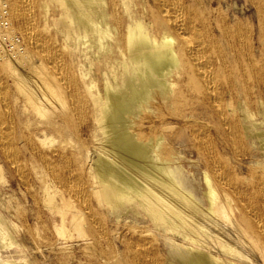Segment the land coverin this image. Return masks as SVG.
<instances>
[{"label": "bare ground", "instance_id": "obj_1", "mask_svg": "<svg viewBox=\"0 0 264 264\" xmlns=\"http://www.w3.org/2000/svg\"><path fill=\"white\" fill-rule=\"evenodd\" d=\"M3 1L0 61L27 116L17 142L0 140L4 155L21 171L20 156L34 153L26 131L31 117L45 136L70 130L74 118H81V131H92V140L83 144L89 164L82 172L95 207L113 215L117 225L132 222L126 233L118 228L109 252L97 254L92 264H264V195L259 197L254 180L235 182L222 155L232 132L237 143L248 139L264 155L263 0H251L257 26H231L230 17L206 0H41V33L32 29V36L18 31L35 25L21 6L32 0ZM53 6L57 18H51ZM53 28L64 35L60 48L48 39ZM175 133L198 153L190 167L177 151ZM252 166L253 177L263 181L264 161ZM3 169L0 162V181ZM46 192L45 206L61 214L55 227L65 242L77 240L85 249L99 242L95 230L101 221L85 224L71 198L62 194L58 202L55 190L46 186ZM14 230L0 212L1 248L20 247ZM149 236L145 245L140 238ZM63 249L82 264L73 244ZM0 264L30 262L6 258Z\"/></svg>", "mask_w": 264, "mask_h": 264}, {"label": "rangeland", "instance_id": "obj_2", "mask_svg": "<svg viewBox=\"0 0 264 264\" xmlns=\"http://www.w3.org/2000/svg\"><path fill=\"white\" fill-rule=\"evenodd\" d=\"M40 1L41 0H32L31 3H33V5L30 3L28 4L22 3L21 6H22V9L25 8L24 9L25 13L28 11L30 13H26L27 15L31 14L32 17H35V25L34 24L26 25L29 28L31 27L30 28L31 30L26 26L21 28L22 30L19 28L18 31H20L19 32L20 34L25 35V36L29 34L27 36H32L35 33V32L34 33L32 32V29L37 30L36 34L41 33L39 32L40 31L39 29L40 11L38 7ZM206 2L208 6L210 5L213 6V4H215L214 6H217L224 16L228 15L231 19V21L229 22L231 26L235 25L238 22H242L244 25L254 24L257 26V20L255 18V7L252 4L251 0H206ZM263 3H264V0H263ZM51 13H52L51 18L53 17L57 18V16H59L60 11L57 7L53 6ZM48 39H50L51 42L54 43L57 48L58 47L60 48L61 47L60 45L64 44V35L61 32H57L54 28L51 32V35L48 37ZM33 45H34L33 43H29L27 47L31 52H33L34 54H37L35 53L37 49L35 45L34 46ZM63 51L65 54L64 55L65 66H66V69H68L69 49H66ZM79 53L81 54L80 51ZM82 57L84 56L82 55ZM260 76L261 78L264 79V70ZM0 78H1L0 79V92L4 93L5 91V95L7 94L5 99L0 97V110L2 111L0 112L1 113L0 117L2 116L0 118V125H2V127L0 126L1 128L0 129V140L3 144L6 143L5 145L7 144L12 145L13 142H17L16 137L18 140L20 139L19 137L20 135H18V133L21 130V128H24L22 130H25V125H26L25 123L27 122L26 120L27 116L24 113H21L22 112L21 107H19V105H17L15 101L17 94L11 84L10 76H9L8 71L5 68V64L2 61H0ZM2 86L5 87L6 90L5 88H3L4 90H2L1 89ZM1 93H0V96H1ZM8 108L10 110H8ZM252 109L253 111H255L253 107ZM17 117L19 118L18 122H15V124H13L14 119ZM257 118L261 119L259 114H257ZM31 119H32V122L28 126L29 129H27L26 131L32 133V137L34 141V151H33L34 153H30L26 151L25 155L23 154V156L22 155L20 156L21 160L19 164L21 166V171L15 170L13 165L7 160L6 156L4 155L1 149V145H0V162L3 165V168H4L3 170H4V175H5V180L0 181V212L4 214L13 224H15L14 234L19 243L18 246H20V247H17L16 245H13V247L11 246L9 248L0 247V259L28 258L30 264H78L77 260H71L69 253L62 252V250H64L63 245L73 244L74 248L79 250L78 258L81 257L80 258L81 263L82 264H92L93 262L92 260L96 257L97 254L99 253L106 254L109 252L108 246H110L109 245L110 239L111 237L116 238L118 228L125 230L126 227L130 225V223L132 225V222L126 223L123 221V222H120L121 225L120 224L117 225L116 219L113 215H109L103 208L96 209L95 207L97 206V203L95 202V199L91 193L90 184H88V179L84 177V172H82V171H85V166L87 167L89 164L88 150H87V147L83 146V144L85 142H90L92 140V137H90V134L92 133V131L90 130L89 132H85V133L81 131L80 126L82 124V119L79 117L74 118V122L76 123V125L74 124L73 126H71L70 130H65L63 133H58L57 131H50L47 136H45V133L41 130L40 126H38V124L36 123L38 121V118L34 119V117H31ZM187 126H190V125L188 124ZM9 127H12L13 130ZM259 129L261 131H264V126H261ZM184 131H185L184 132L185 134L183 135L189 136V138L192 140L191 132L189 133V130H186V129ZM5 134L6 135L9 134V135L6 136ZM183 135H178L175 133V139H176L175 144H176L177 151H180L183 155H185L184 162L186 163L188 167H190L189 160L191 161L199 160V156L197 155L198 153L196 152L194 153L193 149H190V147L188 146L189 144L194 143V141L192 140L188 144V142L183 139L184 138ZM199 136L202 142L203 140V138L201 137L202 135H199ZM47 137L51 138L52 142L45 141ZM230 140H231L230 147L224 153L222 152V155L227 158L228 164L230 165L228 172L234 178V181L235 182L238 181L241 185L243 183H246L247 181L250 183L253 180L254 182L256 181L258 184L256 186L257 188L256 187L255 188H256V191L259 197L261 198L262 195H264V189L262 192V187L264 188L263 186L264 180L261 181L258 179V177H253V174L251 173V171L255 170L256 174L258 175L261 174V170L255 169L254 166L252 165L256 163L257 159L264 161L263 153L257 147H252L251 142L248 139L245 140L244 145L237 143V140L235 139L233 132L230 136ZM197 141L199 142V139ZM50 149L52 151H49ZM247 151H249L248 154H247ZM64 154L66 157L64 156ZM66 160L68 161L66 162ZM65 165H68V166L66 167ZM251 166L253 167L252 170H251ZM47 168L49 170H47ZM54 169H57L56 173L58 175L55 173ZM193 169L196 172L197 168L195 166L193 167ZM70 173L72 174V176H70L71 175ZM23 176L24 178H21ZM58 176L60 178H58ZM55 177L58 179H56ZM74 182H77V183L74 184ZM80 182H82L83 184ZM46 186H49L51 190H55L54 194L56 195H54V198L58 202L61 200L62 194L65 195L68 199L71 198L73 200L75 207L84 213L85 224L91 225V223H94V222L100 223L101 221L102 224L100 223L98 228H96L97 230H95L96 236L99 239V242L94 244L95 245L94 250H93L94 245L92 246L86 245V249H85L84 248L85 244H82L77 240L71 243H69V241L65 242V240L61 237L60 233L56 232L57 230L55 226L61 224V214L58 213L57 211L49 210V208L45 206V199L48 198L49 196L48 192H46ZM73 192H74V195H73ZM87 194L88 195L90 194V195L88 196ZM77 197H81V198H77ZM81 203H84V204L82 205ZM86 207L89 209H87ZM89 210L91 213L89 212ZM105 213H107V215H105ZM127 217H133V216L132 214H129L127 215ZM100 225L102 226L100 227ZM102 231H105L104 234ZM125 233H126V230H125ZM37 234L40 235L39 239H38L39 236ZM110 234L112 236H110ZM140 239L146 245V243L150 241L149 240L150 236L147 239H144V238H140ZM21 247H24L25 250L21 251L20 250ZM149 261H150V264L154 263L152 262V260H149Z\"/></svg>", "mask_w": 264, "mask_h": 264}, {"label": "built area", "instance_id": "obj_3", "mask_svg": "<svg viewBox=\"0 0 264 264\" xmlns=\"http://www.w3.org/2000/svg\"><path fill=\"white\" fill-rule=\"evenodd\" d=\"M6 9H7V4L3 0H0V23L3 22L1 18H2V14Z\"/></svg>", "mask_w": 264, "mask_h": 264}]
</instances>
